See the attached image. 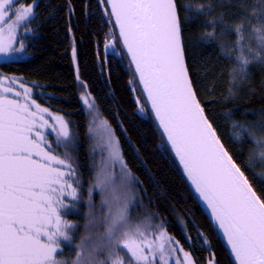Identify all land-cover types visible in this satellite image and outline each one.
I'll return each mask as SVG.
<instances>
[{
    "label": "snow or ice",
    "instance_id": "1",
    "mask_svg": "<svg viewBox=\"0 0 264 264\" xmlns=\"http://www.w3.org/2000/svg\"><path fill=\"white\" fill-rule=\"evenodd\" d=\"M0 0V54L27 55L26 22L37 3ZM115 18L119 36L135 66L151 109L175 156L199 196L211 209L237 264H264V198L257 195L245 172L229 154L197 99L184 54L177 0H100ZM191 10L190 6H185ZM202 12V9H197ZM10 21V22H9ZM251 23V21H248ZM252 30L257 51L236 57L247 75L250 60L264 53V19ZM6 25V27H5ZM244 47V22L235 26ZM111 45H106L110 47ZM75 58V48H73ZM237 69H233V79ZM79 79V78H78ZM84 92L81 101L93 116L89 132L107 155L101 156L95 182L88 189L85 235L75 245V259L66 261L62 241L71 244L77 225L64 219L76 207L81 187L70 152L75 134L62 117L33 99V89L21 77L0 72V264H196L190 252L168 235L163 224L134 218L132 176L119 140ZM231 91V90H230ZM144 111L143 108L140 109ZM258 127L264 129V125ZM55 133L63 156L55 155L42 129ZM252 142L264 162V137ZM118 167L119 172L112 169ZM248 167H251L249 163ZM99 190L100 206L93 204ZM212 264V261H209Z\"/></svg>",
    "mask_w": 264,
    "mask_h": 264
},
{
    "label": "trees",
    "instance_id": "2",
    "mask_svg": "<svg viewBox=\"0 0 264 264\" xmlns=\"http://www.w3.org/2000/svg\"><path fill=\"white\" fill-rule=\"evenodd\" d=\"M28 2L38 7L26 22L30 31L18 29V36L25 37L27 55L17 59L22 55L17 53L13 59L0 61V72L21 77L32 87L33 99L70 122L75 134L70 155L81 184L80 200L64 219L77 227L71 244L62 241L63 251L58 257L71 261L75 245L85 235L83 205L94 175L89 115L81 101L83 82L119 140L124 161L135 177L133 217L162 223L196 264H209L210 260L212 264H235L151 117L106 12L107 4L100 0ZM24 3L20 0L15 7ZM177 6L185 59L197 99L229 154L257 195L264 198V162L258 156L252 158L256 151L252 138L264 137V129L258 127L264 125V53H259L261 59L250 60L247 75L239 71L236 59L242 54L248 58L257 51L251 33L260 26L258 19H264V0H177ZM242 22L243 52L235 31ZM109 42L114 46L112 51L106 47ZM46 139L54 154L63 156L53 139Z\"/></svg>",
    "mask_w": 264,
    "mask_h": 264
},
{
    "label": "water",
    "instance_id": "3",
    "mask_svg": "<svg viewBox=\"0 0 264 264\" xmlns=\"http://www.w3.org/2000/svg\"><path fill=\"white\" fill-rule=\"evenodd\" d=\"M107 7H108V10L110 11V8H109L108 5H107ZM111 19H112V22H113V24H114V26H115V29H116V31H117L118 39H119L120 45H121V47H122V49H123V51H124V53H125V55H126L128 61H129V64H130V66H131V68H132V70H133V72H134V75H135V77H136V81H137V83H138L139 89H140L141 94H142V96H143V98H144V100H145V102H146V105H147L149 111H150V114H151V117H152L154 123L156 124L158 130H159L160 133L162 134V136H163V138H164V140H165V143H166L167 147L170 149V151H171V153H172L174 159L176 160V162H177V164H178V166H179V168H180V170H181L183 176L185 177L187 183L189 184L191 190L193 191V193H194V195L196 196L197 200L199 201V203L201 204L202 208L204 209V211H205L206 214L208 215L209 219L211 220L212 224H213L214 227L216 228L217 232L219 233V235H220L221 239L223 240V242H224V244H225L227 250L229 251V253H230V255H231V257H232L234 263L237 264V262H236L235 259H234V256L231 254V249H230V245H228V243H227V238L223 235V230L220 229V228L218 227V224L215 222L213 216L211 215V209L207 207L206 202H205V201L199 196V193L196 192V190H195V186L191 183V180L188 178L187 174L184 172V170H183V165L180 163L179 158L175 156L174 151L171 150L170 144L167 142L166 136L163 134L162 129L159 127V123H158V121L155 119V114H154V112H153L152 109H151V102L147 99V94L143 91V85L140 84V82H139V76H138V74L135 73V71H134L135 66H134L133 64H131V58H130L129 54L127 53V50H126V48L124 47V45H123V43H122V40H121V38H120V36H119V27H118V26L116 25V23H115V18H114V17H111Z\"/></svg>",
    "mask_w": 264,
    "mask_h": 264
},
{
    "label": "rangeland",
    "instance_id": "4",
    "mask_svg": "<svg viewBox=\"0 0 264 264\" xmlns=\"http://www.w3.org/2000/svg\"><path fill=\"white\" fill-rule=\"evenodd\" d=\"M5 27H6V25H5ZM108 45H111V46L110 47H107V49L109 51H112V49L114 47L113 44H112V42H109ZM16 54L17 53H10L7 56H5L3 54H0V61H7V60H10V59H13L16 56ZM83 92H84V90L82 91V93ZM82 93H81V95H82ZM83 106H84L85 110L87 111V113L89 115V126H90V123L93 121V116L89 114V110L86 108V106L84 104H83ZM49 113L51 114L50 117L48 116V114H45V118L49 120V123H54V120L52 118H54V117H60V116H57L56 114H53L51 112H49ZM42 131L44 132V135L45 136L51 137L53 139V144L57 147L55 133H53L51 131V129H47V128L46 129H42ZM90 137H91V140H92V157H93V163H92V165H94V162L98 165L99 164V161L101 159V156L102 155L106 156L107 154L106 153H103L102 150H101V148H99V147H97L96 148V151L94 152L93 151V147L97 144L98 136H95L94 137V135L90 133ZM57 148H60V147H57ZM60 149H62V152L64 153V149L63 148H60ZM93 170H94V175H93V178H92L91 183L89 184L88 189L95 182L96 169L94 168V166H93ZM112 171L114 173H118L119 172V168L116 167V168L112 169ZM133 186H134V182H133ZM133 191H134V187H133ZM92 198H93V204L98 208L100 206V201H101V195L99 193V190H95V189L93 190ZM87 201H88V193H87V197H86V200L84 202V205H83L85 207V209H86L85 217H86V215L88 213ZM135 202H136V200L134 201V204H135ZM75 252H76V248H75ZM73 259H75V257Z\"/></svg>",
    "mask_w": 264,
    "mask_h": 264
}]
</instances>
